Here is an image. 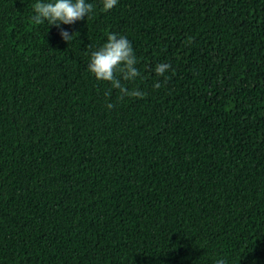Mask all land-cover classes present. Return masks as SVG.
I'll return each mask as SVG.
<instances>
[{"label":"trees","instance_id":"obj_1","mask_svg":"<svg viewBox=\"0 0 264 264\" xmlns=\"http://www.w3.org/2000/svg\"><path fill=\"white\" fill-rule=\"evenodd\" d=\"M35 2L0 0V264H264V0ZM111 33L143 99L88 71Z\"/></svg>","mask_w":264,"mask_h":264},{"label":"clouds","instance_id":"obj_2","mask_svg":"<svg viewBox=\"0 0 264 264\" xmlns=\"http://www.w3.org/2000/svg\"><path fill=\"white\" fill-rule=\"evenodd\" d=\"M118 3V0H102L104 11L113 9ZM34 15L31 17L32 23L40 25L47 22L49 27H57L60 25H71L77 21L91 16L94 11L92 3L86 0H36L33 4ZM77 34H69L67 31H61L60 36L63 41L69 43ZM138 63L133 49L126 37L118 36L117 33H111L107 36V42L104 43L98 50L93 51L90 56L88 71L97 81L110 84L111 89L118 90V101H123L125 98L145 97V92L134 87L131 90L124 82H133L140 76L139 70L135 67ZM171 68L168 63H160L155 66V74L164 76ZM165 77V82L167 81ZM155 88H160L158 82L154 85ZM114 105L107 104L111 109ZM216 264H226V261L220 259Z\"/></svg>","mask_w":264,"mask_h":264}]
</instances>
